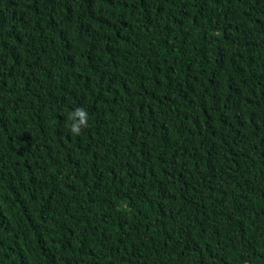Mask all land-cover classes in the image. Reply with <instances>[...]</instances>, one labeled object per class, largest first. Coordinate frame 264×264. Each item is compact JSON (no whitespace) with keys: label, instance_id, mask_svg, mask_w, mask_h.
I'll return each mask as SVG.
<instances>
[{"label":"trees","instance_id":"trees-1","mask_svg":"<svg viewBox=\"0 0 264 264\" xmlns=\"http://www.w3.org/2000/svg\"><path fill=\"white\" fill-rule=\"evenodd\" d=\"M0 264H264V0H0Z\"/></svg>","mask_w":264,"mask_h":264},{"label":"clouds","instance_id":"clouds-1","mask_svg":"<svg viewBox=\"0 0 264 264\" xmlns=\"http://www.w3.org/2000/svg\"><path fill=\"white\" fill-rule=\"evenodd\" d=\"M71 123L68 125L69 131L73 135H80L83 128L88 127L89 115L84 108H76L68 115Z\"/></svg>","mask_w":264,"mask_h":264}]
</instances>
